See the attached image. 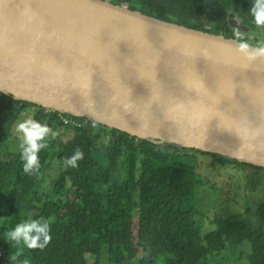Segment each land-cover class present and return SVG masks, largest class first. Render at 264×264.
Masks as SVG:
<instances>
[{"label":"water","instance_id":"obj_1","mask_svg":"<svg viewBox=\"0 0 264 264\" xmlns=\"http://www.w3.org/2000/svg\"><path fill=\"white\" fill-rule=\"evenodd\" d=\"M249 45L102 0H0V93L264 169V54Z\"/></svg>","mask_w":264,"mask_h":264},{"label":"trees","instance_id":"obj_2","mask_svg":"<svg viewBox=\"0 0 264 264\" xmlns=\"http://www.w3.org/2000/svg\"><path fill=\"white\" fill-rule=\"evenodd\" d=\"M102 1L227 39H235L237 30L228 22L234 13L250 31L241 32L245 41L259 29L264 33V25L256 26L250 15L256 0ZM257 46H264V37ZM29 109L34 111L28 119L56 135L38 149L40 167L35 172H24L21 150L15 159L0 156V264H101L105 249L110 264H157L161 256L164 264H199L228 250H239L248 264H264V203L246 208L239 217L214 221L216 230L205 236L194 220L193 206H187L201 185L189 164L195 155L214 156L223 166L239 170L259 168L138 140L102 125L94 128L85 118L48 112L1 93L0 149ZM77 151L83 157L72 167L68 161ZM188 153L193 156L183 161ZM52 159L59 175L52 198L43 201L39 179ZM41 218L51 220L52 239L43 249L21 250L8 238L17 224Z\"/></svg>","mask_w":264,"mask_h":264},{"label":"rangeland","instance_id":"obj_3","mask_svg":"<svg viewBox=\"0 0 264 264\" xmlns=\"http://www.w3.org/2000/svg\"><path fill=\"white\" fill-rule=\"evenodd\" d=\"M207 27L210 26L207 25ZM263 37L264 33L259 29L248 38V43L257 45ZM33 111L29 109L23 112L13 125L10 138L0 149V156L3 159H15V154L20 152L19 145L22 143L23 136L17 131V127L27 120L28 115ZM65 139L66 137H61L60 141H65ZM191 156L193 155L188 153L185 157L183 156L182 160L185 161L186 157L190 159ZM189 164L195 167L201 185L197 187L194 199L189 201L187 206H193V217L201 229L202 236L216 230L214 221L239 217L246 208L254 209V206L264 203V169L248 167L245 170H239L232 166H223L214 156L200 154L195 155ZM58 175V163L52 159L39 179L41 185L39 194L43 201L52 198V188ZM244 251L246 254L247 246ZM106 252L105 249L101 264H110ZM239 253V250H228L219 257L208 258L199 264H248L245 255ZM165 259L161 256L157 264H164Z\"/></svg>","mask_w":264,"mask_h":264},{"label":"clouds","instance_id":"obj_4","mask_svg":"<svg viewBox=\"0 0 264 264\" xmlns=\"http://www.w3.org/2000/svg\"><path fill=\"white\" fill-rule=\"evenodd\" d=\"M252 23L256 26L264 25V0H256L255 6L250 9ZM235 39L238 42V51L246 52L250 45L244 40L240 31L235 32ZM257 54H264V46L258 49ZM17 131L22 133V143L19 145L21 149V159L24 161V172H35L40 167L38 159V149H44L47 146V139L56 135L48 126L42 125L40 122L31 118L20 123ZM39 141H42L38 143ZM83 154L79 151L72 156L68 163L72 167H76V161L82 159ZM50 219H37L24 221L15 226L7 235L21 250L26 247L28 249H43L52 239L50 233ZM20 253L18 252L17 255ZM13 261L16 257H12ZM24 264H28L27 260Z\"/></svg>","mask_w":264,"mask_h":264},{"label":"built area","instance_id":"obj_5","mask_svg":"<svg viewBox=\"0 0 264 264\" xmlns=\"http://www.w3.org/2000/svg\"><path fill=\"white\" fill-rule=\"evenodd\" d=\"M48 112H53V111H50V110H48ZM64 122L65 123H71L72 121L71 120H68V119H64ZM74 125H79L78 123H75V122H72ZM87 123H90L91 124V126L92 127H94V128H96L99 124H97L96 122H94V121H90V120H88V119H85V124H87Z\"/></svg>","mask_w":264,"mask_h":264}]
</instances>
